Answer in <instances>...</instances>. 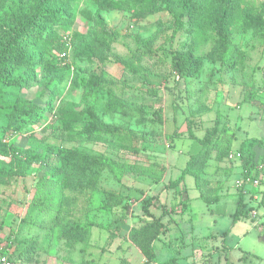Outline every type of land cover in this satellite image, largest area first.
<instances>
[{
	"label": "rangeland",
	"instance_id": "1",
	"mask_svg": "<svg viewBox=\"0 0 264 264\" xmlns=\"http://www.w3.org/2000/svg\"><path fill=\"white\" fill-rule=\"evenodd\" d=\"M39 1L5 0L0 6V40L27 19ZM183 1L53 0L46 7L53 21L42 25L40 32L35 27L24 38L27 63L13 69L20 88L0 86V112L16 98L43 106L45 94L51 90L55 94L51 111L19 132L11 131L3 142L30 147L37 154L48 146L83 150L100 158L104 169L96 191L63 192L65 200L71 201L70 221L86 229L82 241L72 247L60 237L52 211L38 204L45 195L43 183L58 166L54 157L33 164L24 177L2 181L0 247L13 252L14 264H156L168 259L174 264H264V208L258 206L264 191V164L257 167L259 175L249 176L251 181L239 190L242 162L229 159L243 139L263 136L264 0H236L231 10L229 0L224 3L222 10L230 15L228 39L238 51L232 64L211 61L219 48L214 32L189 30L187 19L179 14ZM109 2L117 6L110 7ZM220 18L221 14L216 16ZM100 29L107 39L106 46L98 49L90 40ZM56 36L69 40L65 58H60L53 42ZM174 51L201 59L196 77L175 79ZM62 101L93 112L110 133L102 135V141L52 136L43 140L40 124L53 120ZM215 122L225 130V135L215 138L219 147L203 167L199 184L187 177L178 187L190 199L185 213L168 215L172 209L180 210L168 184L177 180L188 158L200 150L188 138V127L202 138ZM81 127L73 125L76 130ZM256 153L259 159L262 153ZM106 192L122 195L129 210L102 207ZM238 192L256 217L245 213L233 224ZM200 193L209 199L218 196L219 203L207 205ZM151 196H158L152 210L159 214L166 210L164 223L171 218L153 243L154 262L147 261L129 238L144 225L129 211L136 213V203ZM26 246L29 252L17 259Z\"/></svg>",
	"mask_w": 264,
	"mask_h": 264
},
{
	"label": "trees",
	"instance_id": "2",
	"mask_svg": "<svg viewBox=\"0 0 264 264\" xmlns=\"http://www.w3.org/2000/svg\"><path fill=\"white\" fill-rule=\"evenodd\" d=\"M53 0H40L34 12L25 19L22 23L17 24L12 33L0 40V86L10 88H20V84L13 78V69L27 63V58L24 51V38L31 32L32 29L38 26V32L41 31L42 25H46L53 18L46 11V7ZM227 0H184L183 7L180 8L179 14L185 17L188 29L197 31L214 32V39L217 40L219 48L214 51L211 56L212 62L220 64H232L237 58V50L228 39L227 21L229 20V10L233 9L234 1L229 0V10H222L224 3ZM5 0H0V6ZM110 7H115L117 4L109 2ZM221 14V18L216 20V16ZM105 30L102 32L95 31L91 37V45L99 46L98 49L106 46ZM59 54L66 51L67 45L59 36H56L54 41ZM98 52V51H97ZM101 53V52H100ZM99 53V55H100ZM92 55H94L92 53ZM201 59L193 57L190 53L174 51L171 53V69L175 74L176 80H182L187 77H196L199 72ZM83 86L85 82H81ZM148 93L155 95L156 92L148 90ZM54 90L47 92L46 101L43 106H37L29 100L16 98L8 104L4 112H0L3 122H0V159L9 158V162L0 160V184L4 179L16 177H24L33 164L46 163L49 157H54L57 161V168L50 172L51 178L43 183L45 195L43 199L38 200V204L45 207L46 210L52 211V218L56 221V226L59 227L60 237L65 240V243L72 247L77 242L82 241L86 234V229L79 228L73 225L70 221L72 214L71 201H66L63 192L85 193L88 191H96L101 172L104 169V163L100 158L91 156L83 150L77 149H54L48 146L43 154H37L33 149L16 148L11 145H6L3 140L11 131L19 132L26 125L33 124L41 120V116L46 111H51ZM54 120V121H53ZM53 120L40 124L41 132L45 134L43 140L47 137H57L62 140L80 141L83 139H91L92 141H102V135L110 133L108 126L103 123L93 112L85 108H78V105L71 101H62L58 104L54 111ZM58 122V125L55 122ZM74 124H82L80 130L73 128ZM188 138L195 141L200 150L191 155L182 168L180 175L175 182L168 184V187L173 188L176 193L177 205L179 211L166 212L163 210L160 214L152 210L155 208V203L158 196L145 197L140 199L136 206L138 211L133 214V217L144 222V225L129 234V238L136 244L147 261L154 262L156 259L153 243L159 239L160 234L166 231L171 218L167 222H163V217L168 214L183 215L189 203V197H183V190L178 187L184 184L187 177L193 179L197 184L201 182L202 169L210 158L212 151L219 144L215 143V138L225 135V130L218 128V122L210 129L209 133L202 138H197L190 127L187 129ZM230 149V144L223 150V154H227ZM256 150L261 151V156L258 159ZM237 152L242 162L243 178L256 177L259 175L257 167L264 164V131L261 138H245L238 147ZM146 174V172H142ZM147 175V174H146ZM256 175V176H255ZM241 190V187L239 188ZM102 207L108 209L122 208L129 210V205L122 195L106 192ZM207 205L219 203V197L209 199L204 194H198ZM246 200L241 192L236 196L234 203V212L232 213V223H236L250 209L246 206ZM135 203V202H134ZM258 206L264 208V191L261 192ZM174 221V220H172ZM30 248L27 246L25 250L17 253V259L22 258L23 252L28 253ZM13 252H10L6 247H0V255H6L13 261ZM172 259L156 264H174Z\"/></svg>",
	"mask_w": 264,
	"mask_h": 264
},
{
	"label": "built area",
	"instance_id": "3",
	"mask_svg": "<svg viewBox=\"0 0 264 264\" xmlns=\"http://www.w3.org/2000/svg\"><path fill=\"white\" fill-rule=\"evenodd\" d=\"M63 40L65 41V44L68 45L69 44V40H67L66 38H63ZM66 57V52H63L60 54V58H65ZM240 155L238 152H234L229 154V159L233 160V159H239ZM251 179L250 177L247 178H243L241 180V182L239 183V187H243V185L247 182H250ZM251 218H255L256 217V213L252 212L249 215ZM0 264H14L12 260H10L8 258V256L6 255H0Z\"/></svg>",
	"mask_w": 264,
	"mask_h": 264
},
{
	"label": "crops",
	"instance_id": "4",
	"mask_svg": "<svg viewBox=\"0 0 264 264\" xmlns=\"http://www.w3.org/2000/svg\"><path fill=\"white\" fill-rule=\"evenodd\" d=\"M215 252V250H213V252L212 253H214ZM216 252H218V251H216ZM212 253H210V254H212Z\"/></svg>",
	"mask_w": 264,
	"mask_h": 264
}]
</instances>
